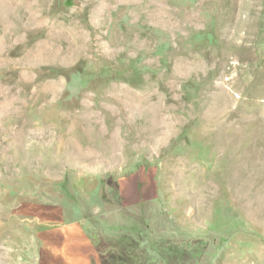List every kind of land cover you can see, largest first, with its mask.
Segmentation results:
<instances>
[{"label":"rangeland","instance_id":"rangeland-1","mask_svg":"<svg viewBox=\"0 0 264 264\" xmlns=\"http://www.w3.org/2000/svg\"><path fill=\"white\" fill-rule=\"evenodd\" d=\"M0 264H264V0H0Z\"/></svg>","mask_w":264,"mask_h":264}]
</instances>
